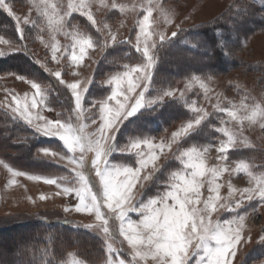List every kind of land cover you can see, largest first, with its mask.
I'll return each mask as SVG.
<instances>
[{
	"label": "snow or ice",
	"instance_id": "snow-or-ice-1",
	"mask_svg": "<svg viewBox=\"0 0 264 264\" xmlns=\"http://www.w3.org/2000/svg\"><path fill=\"white\" fill-rule=\"evenodd\" d=\"M32 7L39 17L46 20L53 41L46 46L50 47L52 60L58 64L60 60L57 52L61 47L56 40L58 32H63L72 39L69 61L73 67L84 61L89 49L100 47L104 50L117 43L131 44V39L117 41L116 35L110 31L107 38L95 39L91 34L76 28L67 19L75 18L73 14H78L86 17L97 32L102 31L98 24L108 28L107 23L95 19L88 0H68L67 10L63 12L60 11L59 5L50 4L49 0H33ZM112 7L115 8L116 5ZM125 8V5L119 6L121 12H124ZM0 9L14 18L15 29L19 34V42L0 36V43L8 46L7 51L0 50V58L28 57L40 65L23 42L24 26H36L38 21L30 19L29 16L21 18L16 15L8 0H0ZM153 10L154 6L149 0L144 6V14L136 21L134 48L143 59L135 64L126 63L122 71H115L110 75L103 82L110 86V93L107 95L89 100V90L94 84V78L66 82L61 78L60 70L53 72L46 65H40L70 93L72 108L67 118H60L59 113L56 119L42 115L43 108L50 107L46 104L50 85L43 86L31 73L4 72L5 75H13L18 81L29 84L35 90L31 97L28 93L19 96L10 92L14 106L9 104L7 107L13 119H19L32 128L36 137L55 139L62 143L70 155L47 146L37 149V152L44 157H52L54 163L64 162L65 166L70 165L74 184H63L62 181L66 177L30 174L2 159L0 165L10 173L11 185L19 183L18 177H26L55 185L60 189L57 195L74 198L76 203L65 207L64 211H75L94 217V222L76 226L100 235L109 253L115 251L113 240L116 235L122 237V242H126L130 250V261L126 262L121 258L108 259L106 264H233L238 251L252 239L250 234L245 235L248 213L256 212L264 205V174L257 177L250 170V164L244 159H239L232 171L237 174L246 173L250 177L251 186L237 189L229 182L228 196L222 197L220 189L223 185L217 181L229 170V153L236 151L238 143L241 142L244 122L254 124L259 120L262 122L261 127H264V105H249L244 100L238 105L230 102L229 107H221L219 103L214 105L219 113L226 114L229 118L227 121L221 118V124L235 122L239 126L238 131L228 127L218 129L227 139L221 140L219 145L215 146L219 154L217 160L221 163L214 166H208L206 162L208 152L214 147L211 142L192 143L187 147L181 145L182 140L199 136L203 131L202 125L210 115L205 109L197 107L195 102L188 105L193 117L173 132L170 140L161 139L156 143L153 137L143 134L146 111L155 113L163 106L165 97L176 100L184 98V91L181 90L179 97H176L177 90L171 88L156 90L155 95H146L153 85V72L158 63L157 51L170 45L172 38L178 35V32H172L171 37H168L164 32L154 29L152 25L157 22L151 21ZM242 22L241 20L240 23ZM177 27L179 31H183ZM40 30L43 31V27ZM231 30L239 32L235 20ZM153 36L156 39H153ZM40 39L43 40V37ZM206 47L211 57L214 49L207 45ZM216 47L221 48L225 56L233 54L227 47L226 40L217 39ZM192 80L199 83L207 96L209 89L204 81L198 76H193ZM138 88L140 91L137 93ZM86 102L90 107L85 106ZM38 106L41 111H35ZM92 108L96 111L92 112ZM97 120L99 124L95 131L87 132L89 122L96 124ZM132 124L136 125L134 130L129 129ZM173 144L178 147L172 159L178 161L182 167L170 172L162 191L158 188L155 195L145 196V192L141 190L150 184L160 183L158 173L161 172L162 166L158 161L166 151H172ZM122 156L134 157V164L116 159ZM205 182L208 192L206 197L202 191ZM236 193H239V197L233 199ZM40 199L47 197L41 195ZM245 201L249 204L253 201L256 203L254 207L241 212ZM221 209L235 214L222 221L219 218L213 220V214ZM130 213H135L138 219L132 218ZM258 242L264 244V235L259 237Z\"/></svg>",
	"mask_w": 264,
	"mask_h": 264
},
{
	"label": "rangeland",
	"instance_id": "rangeland-1",
	"mask_svg": "<svg viewBox=\"0 0 264 264\" xmlns=\"http://www.w3.org/2000/svg\"><path fill=\"white\" fill-rule=\"evenodd\" d=\"M8 2L12 4L13 11L16 15L21 18L29 16L30 19L38 21L36 26H24L25 39L23 42L27 45L28 51L35 57V60L40 62V65H46L47 68L53 72L60 70L62 72L61 78L66 82L94 78L99 86H109L103 82L106 81L113 73H106L104 69L98 68L100 67L99 65L101 60L106 56V54L113 51L120 43L104 50L100 47L89 49L88 55L85 57L84 61L79 66L73 67L70 65L69 61L72 39L70 36H65L63 32H58L56 33V40L59 41L61 46L60 50L57 52V57L60 60V63L58 64L52 60L51 49L46 46L53 43L51 34L47 29L46 20L39 17L35 9L32 7L33 0H8ZM88 2L92 5L91 11L93 12L95 19L98 22L107 23L108 28H103L102 24H98V27L102 28V31L97 32L96 28H94L91 23L87 21L86 17L73 14L75 18L68 17L67 19H69L71 23L76 26V28L91 34L95 39L99 40L107 38L110 31L116 35L117 41L122 42L131 39V43L135 45L136 21L144 14V6L149 3V0H88ZM150 2L154 6L151 21L157 22L154 23L152 27L157 31L164 32L168 37H171L172 32H178V34H180L186 30L196 28V26L201 24L203 25L214 22L231 7L233 10L240 9V7L244 5L243 3H253L258 5L261 7L260 10H263L264 8L262 7L264 6V0H150ZM49 3L59 5L61 12L67 10L68 0H49ZM112 5H116V7L113 8ZM120 5L126 6L124 12L120 11ZM133 5H135L134 10ZM262 12V14H264V11ZM236 14L238 15L237 11ZM11 18L14 21L15 31L12 30L5 33L0 32V36H3L6 40L19 42V34L15 29V20L13 17ZM256 18V16H254V18L250 17L245 21V23H237L239 32H227L225 35L226 39L224 40L228 43H232L230 44V47L228 44L229 49H231L233 53L229 55L230 57L238 55L241 62L246 64H260L262 70L259 67L258 68L260 70H257L255 67V71L253 69H248L246 71L243 67V69H232L228 73L223 74L217 69H214L213 62L206 59L199 60L187 54L181 55L185 61L171 60L173 64L171 63L169 66V64L166 63V65H164L167 66V68H176L180 71L179 76L182 75L181 77H184L177 81L175 85L168 88L177 90L176 97H179L181 90L184 91V98L178 101L181 102L187 110H189L192 117L193 113L189 109L188 105L193 102H195L197 107L205 109L210 114L208 119L205 121H208V123L203 131V135L197 139L198 141H195V139L191 141L193 139H191V137L187 138L188 141L186 143H183L185 140L181 141V145L184 147L190 146L192 143L203 144L211 142L214 147L211 148L206 157L208 166H214L221 163V161L217 160V156L219 154L216 152L215 146H218L219 142L221 140H226L227 137L222 132H219L218 129L220 127H228L233 131H238L239 128L235 122H229L226 125L221 124V118L226 121L229 120V118L226 114L219 113L214 108V105L219 103L221 107H229L230 102L238 105L242 100L249 105L253 103L264 105V23L261 24V26H257ZM241 20L242 18L240 21ZM166 21L171 22L168 23ZM242 24H244V31H241L242 26L240 25ZM177 26H179V29L183 31H179ZM232 26L233 23H229L228 28H232ZM41 27H43V31L40 30ZM235 33L238 36L235 35ZM41 36L43 37V40L40 39ZM236 36L241 38L237 41L238 43H235ZM152 38L156 39L155 36ZM174 38H172V40ZM206 44L207 43L203 41L196 43L201 56H203L202 53L208 52ZM65 49H67V51H65ZM0 50L7 51L8 46L0 43ZM191 60H193V64L190 63ZM41 68L43 69V67ZM193 71L196 72V74H193ZM193 76H198L204 81L209 89L207 96L205 95L204 90L200 87L199 83L192 80ZM209 77L211 78L209 79ZM53 78L55 79V77ZM42 85L45 87L49 86L48 84ZM188 85H190V87H187ZM34 91L35 90L32 89L29 84L18 81L13 75H1L0 107L12 114L10 109L7 107L9 104H13L10 92H14L19 96H23L25 93H28L29 97H31ZM139 91L140 89L138 88L136 92L138 93ZM155 94L156 90L152 92V87L149 89V92L146 93V95ZM98 98H100V96ZM175 100V98L165 97L164 103ZM85 106L90 107L87 102ZM172 107L176 108V105H172ZM35 111H41L40 106H38ZM91 111L95 112L96 109L92 108ZM57 113L60 114V109L58 108L50 110L49 107H44L42 110V115L49 119H56ZM67 116L60 115V118H67ZM188 119H191V117L183 121L177 120L176 122L166 124L167 129L151 137L154 138L156 143H159L161 139L166 141L170 140L172 133L179 130ZM261 123L262 122L259 120H257L254 124H249L247 121L244 122L243 135L240 137L241 142L238 143L236 151H231L229 153V159L227 161V167L229 170L224 172L217 181V183L223 185L220 189V195L222 197L228 196L227 185L229 182H231L233 187L237 189H243L251 186L249 184L250 177L246 173L237 174L232 171L235 168L237 160H246L251 166L250 170L257 177L264 174V127H261ZM98 124L99 120H97L96 124H91L89 122L87 132H94ZM206 132L211 135V138H208ZM177 147L178 146L176 144H173L172 151H166V153L161 156L158 161L159 165L162 166L161 172L158 173L160 176V183L150 184L146 189L141 190L145 192V196L155 195L158 188L162 191L170 172L182 167L178 161L172 159L173 153L176 152ZM53 149L55 150V148ZM64 153L66 155H70L67 151ZM36 156L54 163L52 157H44L37 151ZM0 159L4 160L2 157H0ZM116 159L118 161H123L118 158ZM133 160L134 158H132L129 163H134ZM4 161L10 164L6 160ZM54 164L61 166L68 171V173L61 174L58 177H66L62 183L72 186L74 184V175L71 172V166H65L64 162ZM17 169L26 171L30 174L44 175L20 168ZM10 179V173L3 165H0V226H3L2 224L5 226L14 222L27 221L32 219L33 215H52L55 213H59V215L63 218L73 220L77 222V224L94 222V217H90L86 214L76 213L75 211L65 212L64 208L75 204L76 200L72 197L57 195L56 193L60 191V189H57L55 185L45 184L43 181H33L27 179L26 177H18L17 180L19 183L11 185L9 184ZM202 191L206 197L208 195L206 182ZM41 195H45L47 199L41 200ZM238 197L239 193H236L233 199ZM255 203L256 202L253 201L249 204L245 201L244 207L240 209V211L243 212L245 209L254 207ZM234 214L235 213L233 212L221 209L219 212L213 214V220L219 218L222 221L225 218H231ZM129 215L134 219H138L135 213H130ZM245 224V235L250 234L252 239L250 243L243 245L238 251L233 264H264V244L258 242L259 237L264 235V205L260 206L256 212H249ZM94 234L99 236L103 242V238L100 235L97 233ZM113 248L115 251L109 253L104 245L105 254L103 259L98 262L95 261L91 263L80 257L76 250H70L66 254L64 264H106L108 259L116 260L117 258L125 259L126 262L130 261V250L126 242H122V237H119L118 234L113 240Z\"/></svg>",
	"mask_w": 264,
	"mask_h": 264
},
{
	"label": "trees",
	"instance_id": "trees-1",
	"mask_svg": "<svg viewBox=\"0 0 264 264\" xmlns=\"http://www.w3.org/2000/svg\"><path fill=\"white\" fill-rule=\"evenodd\" d=\"M243 4L240 9L233 10L231 7L220 16L222 18L219 20L201 24L196 26V28L178 34L170 45L159 49L156 53L158 63L153 72L152 92L171 87L184 78L181 77L182 75L179 76L180 71L176 68L164 66L166 63L170 66L171 60H183L184 58L181 55L184 54L199 60L206 59L213 62L214 69L223 74L228 73L232 69H243V67L246 71L248 69H253L254 71L256 69L262 70L260 64L241 62L238 55L233 57L225 56L221 48L216 47L217 39L224 40L227 32H234L231 30L232 28H228L229 23H233L234 20L240 24L241 18L245 23L250 17L254 18L256 16L257 26H261L264 23V14H262L264 8L260 10L261 7L253 3ZM243 25H240L242 26L241 31H244ZM12 30H14L13 19L0 9V32L5 33ZM235 35L237 34L235 33ZM237 36L235 43H238L237 41L241 39ZM199 41H203L207 43V46L215 49L211 57H209L208 52L202 53L203 56L200 55L199 48L196 46ZM228 44L230 47L232 43L227 42V47ZM142 59L143 57L136 53L132 43H120L113 51L106 54L101 60L98 69H104L106 73H114L115 71H122L124 64H135ZM192 62L193 60L190 63L193 64L194 62ZM255 67L256 69H254ZM5 71L31 73L42 84L50 85L51 90L46 104L50 106V109H60L61 116L70 114L72 104L67 89L59 85L56 79L46 73L30 58H0V76L4 75ZM193 74H196V72L193 71ZM94 81L89 90V100L93 97L98 98L110 93V86H99L95 79ZM172 105H176V108L172 107ZM190 117L192 118V115L189 110L178 100L165 102L155 113L145 112L142 133L154 136L167 129L166 124L177 120L183 121ZM207 123L208 121L202 125L203 131ZM135 128V124L129 125L130 130ZM203 131L195 138V141L203 135ZM206 135L211 138L208 132H206ZM187 141L188 139L183 143ZM46 146L55 148L57 151L66 152L61 142L55 139L34 136L32 128L19 119H13L12 114L0 107V157L16 168L44 175L60 176L68 173L65 168L36 156L37 149ZM117 158L130 162L134 157L122 156ZM33 216L32 219L27 221L14 222L5 226L2 224L3 226H0V264H64L66 254L70 250H76L80 257L90 263L103 259L105 253L102 239L89 230L77 227V222L63 218L59 213ZM65 221H68V223H65Z\"/></svg>",
	"mask_w": 264,
	"mask_h": 264
}]
</instances>
